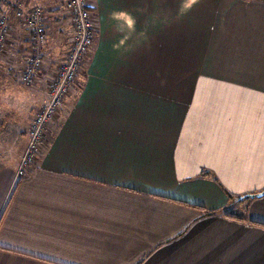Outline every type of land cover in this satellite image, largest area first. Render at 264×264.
Returning a JSON list of instances; mask_svg holds the SVG:
<instances>
[{
  "label": "crops",
  "instance_id": "1",
  "mask_svg": "<svg viewBox=\"0 0 264 264\" xmlns=\"http://www.w3.org/2000/svg\"><path fill=\"white\" fill-rule=\"evenodd\" d=\"M64 2H0L2 75H21L33 51L9 3L42 8L46 37L34 84L6 102L0 264H264V196L228 198L264 190V0H88L79 85L19 176L50 68L68 54L57 59Z\"/></svg>",
  "mask_w": 264,
  "mask_h": 264
},
{
  "label": "built area",
  "instance_id": "2",
  "mask_svg": "<svg viewBox=\"0 0 264 264\" xmlns=\"http://www.w3.org/2000/svg\"><path fill=\"white\" fill-rule=\"evenodd\" d=\"M64 9L68 14L72 28V42L66 61L59 67L56 75L47 85V99L36 111L28 129L29 139L18 167L19 176L29 165V159L39 151L47 124L58 113L65 97L76 84L95 39V28L88 8V0H65ZM15 15L27 27L29 39L33 44V51L26 59L21 76L25 83H31L41 70L44 59V49L42 50L46 40L43 32L44 11L42 8L36 7L31 11L17 10ZM9 35L10 29L6 18L0 17V52Z\"/></svg>",
  "mask_w": 264,
  "mask_h": 264
},
{
  "label": "rangeland",
  "instance_id": "3",
  "mask_svg": "<svg viewBox=\"0 0 264 264\" xmlns=\"http://www.w3.org/2000/svg\"><path fill=\"white\" fill-rule=\"evenodd\" d=\"M2 1V0H1ZM9 8H11L10 9V11L11 12H13V10H15L14 11V16L16 17V15H15V13H16V11L17 10H23V9H20V8H17V9H14V6H13V4H10L9 3ZM23 11H26V10H23ZM67 15V14H66ZM68 16V15H67ZM1 17V16H0ZM68 19H69V17H67ZM17 19V18H16ZM18 20V19H17ZM20 22V21H19ZM21 23V22H20ZM22 25H24L23 23H22ZM69 25H70V36H69V38L67 39V41H66V43H64V44H62L61 45V49L59 48V52H58V56H57V59H59V57H60V55L62 56L63 55V53L68 49V47L70 46V44H71V42H72V28H71V24H70V20H69ZM25 26V25H24ZM26 27V26H25ZM10 29V28H9ZM26 29H27V27H26ZM28 30V29H27ZM10 36V35H9ZM9 38V37H8ZM8 38L6 39V42H5V45H4V48H3V50L0 52V63H4V60L3 59H1L2 57H4L5 55H4V53H5V51H7V44H8ZM95 40V39H94ZM93 44H94V41H93ZM93 44H92V46H91V48H90V50L92 49V47H93ZM68 46V47H67ZM45 57H46V55L44 56V59H43V64H44V61H45ZM10 61V60H9ZM26 62V61H25ZM53 63H56V62H53ZM43 64H42V67H43ZM62 64L63 63H60V64H55L56 66H54V68H50V69H53L51 72H53L52 73V77L50 78V80L49 81H47V82H45V89L44 90H46L45 91V93H46V95L44 96V99H43V102H42V104L44 103V101L47 99V85L49 84V82L51 81V79H53L54 78V76L56 75V72H57V70L59 69V67L60 66H62ZM42 67H41V69H42ZM5 68H8L7 66L5 67H1L0 66V71H3V69L4 70H6ZM41 71V70H40ZM39 71V72H40ZM23 73V72H22ZM22 73H21V75L19 74V75H17L16 74V77H12V79H8L7 77H5L4 75H2L1 74V72H0V93H3V92H5V91H7V90H11L12 91V93L13 94H15L16 96H19V94L21 93L20 91H21V86L22 87H25V88H31L32 87V85L34 84V81H35V79H33V81L31 82V83H25L23 80H22V78H21V76H22ZM5 74V73H4ZM38 75V74H37ZM36 75V76H37ZM19 76V79L17 78ZM81 76V73H80V75H79V77ZM78 77V79H77V83H76V85L75 86H78L79 85V82H80V78ZM16 79L18 80L17 82L20 84V86H17L16 85ZM79 80V81H78ZM11 82V83H10ZM12 82H14V85H12ZM30 90H32V89H30ZM72 90V89H71ZM27 92V91H26ZM25 94V93H24ZM23 96H25V95H23ZM22 98H24V97H22ZM7 100H4V99H0V145H2V144H7V143H9L10 141H12V140H14L15 138H16V136H14V129H13V127H14V124L16 123L15 121H13V119H15L14 118V111L13 112H11V114L10 115H12V118L10 119V120H8V119H5L4 118V116H5V114H7L8 115V107L9 106H7ZM13 104H14V101H13ZM41 104V105H42ZM15 105H17V104H15ZM41 107V106H40ZM39 107V108H40ZM16 106H15V110H16ZM39 108L38 109H36L35 110V112L33 113V117H34V115H35V113H36V111H38L39 110ZM17 111V110H16ZM59 112V111H58ZM58 114V113H57ZM57 114L50 120V122L47 124V127H46V130L44 131V133H43V135H42V145L40 146V148H39V151L36 153V154H34V156L33 157H31L30 159H29V161H28V164L29 165H27V167L24 169V173L22 174V175H24L27 171H29L28 169H30L32 166H33V164L35 163V161L38 159V157H39V155L42 153V151L44 150V146H45V142H46V134H47V131H48V128H49V126L52 124V122L54 121V119L57 117ZM19 116L18 117H16L18 120H20V114H18ZM5 119V120H4ZM33 120V119H32ZM32 122V121H31ZM18 123V122H17ZM31 124V123H30ZM29 127H30V125H29ZM29 127L27 128V130H26V144H25V147H24V150H23V152H22V154L20 155V157H19V161H18V164H17V174H18V167H19V164H20V161L22 160V157H23V155H24V153H25V150H26V147H27V143H28V129H29ZM21 175V176H22Z\"/></svg>",
  "mask_w": 264,
  "mask_h": 264
},
{
  "label": "clouds",
  "instance_id": "4",
  "mask_svg": "<svg viewBox=\"0 0 264 264\" xmlns=\"http://www.w3.org/2000/svg\"><path fill=\"white\" fill-rule=\"evenodd\" d=\"M24 93H20L19 96H14L12 91L9 89L3 93H0V99H4V100H9V99H15V100H20L23 97ZM3 145H0V150H3ZM9 153H11L13 151L12 148L8 149ZM3 162V161H0ZM12 162H14V160H10L9 164H11Z\"/></svg>",
  "mask_w": 264,
  "mask_h": 264
},
{
  "label": "water",
  "instance_id": "5",
  "mask_svg": "<svg viewBox=\"0 0 264 264\" xmlns=\"http://www.w3.org/2000/svg\"><path fill=\"white\" fill-rule=\"evenodd\" d=\"M1 2V0H0ZM264 196V190L259 192V193H253V194H246V198H249V199H254V198H259V197H262Z\"/></svg>",
  "mask_w": 264,
  "mask_h": 264
},
{
  "label": "trees",
  "instance_id": "6",
  "mask_svg": "<svg viewBox=\"0 0 264 264\" xmlns=\"http://www.w3.org/2000/svg\"><path fill=\"white\" fill-rule=\"evenodd\" d=\"M202 175H205V176H207L208 174L207 173H205V174H202ZM246 195H243V196H241V197H231V196H229L228 198H229V204H232V203H235V202H237V200H241V198H246L245 197Z\"/></svg>",
  "mask_w": 264,
  "mask_h": 264
}]
</instances>
